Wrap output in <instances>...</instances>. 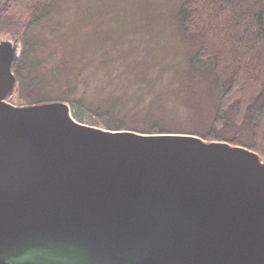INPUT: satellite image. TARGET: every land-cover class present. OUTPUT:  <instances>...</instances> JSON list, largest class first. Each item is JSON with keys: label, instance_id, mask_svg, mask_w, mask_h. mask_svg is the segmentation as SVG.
Here are the masks:
<instances>
[{"label": "water", "instance_id": "1", "mask_svg": "<svg viewBox=\"0 0 264 264\" xmlns=\"http://www.w3.org/2000/svg\"><path fill=\"white\" fill-rule=\"evenodd\" d=\"M21 38L0 31V264H264V158L27 104Z\"/></svg>", "mask_w": 264, "mask_h": 264}, {"label": "rangeland", "instance_id": "2", "mask_svg": "<svg viewBox=\"0 0 264 264\" xmlns=\"http://www.w3.org/2000/svg\"><path fill=\"white\" fill-rule=\"evenodd\" d=\"M183 2L57 0L25 30L0 28L22 32L24 58L13 66L19 95L27 104L68 102L79 120L95 117L112 130L145 132L158 122L207 138L221 88L212 66L192 61L199 37L184 32ZM242 131L239 145L248 147Z\"/></svg>", "mask_w": 264, "mask_h": 264}, {"label": "trees", "instance_id": "3", "mask_svg": "<svg viewBox=\"0 0 264 264\" xmlns=\"http://www.w3.org/2000/svg\"><path fill=\"white\" fill-rule=\"evenodd\" d=\"M55 1L0 0V28L13 25L25 30ZM181 19L184 32L199 37L193 63L212 66L221 88L203 139L221 141L233 134L230 143L239 145L244 130L251 138L248 148L264 158V0H184ZM23 58L22 51L16 63ZM100 116L110 119L107 114ZM146 130L142 133L188 134L158 122Z\"/></svg>", "mask_w": 264, "mask_h": 264}]
</instances>
